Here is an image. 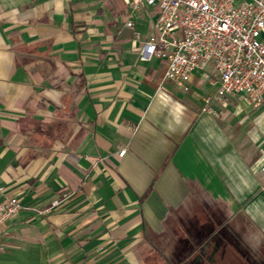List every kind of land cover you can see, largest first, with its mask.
Returning <instances> with one entry per match:
<instances>
[{
	"label": "crops",
	"instance_id": "0c3cea01",
	"mask_svg": "<svg viewBox=\"0 0 264 264\" xmlns=\"http://www.w3.org/2000/svg\"><path fill=\"white\" fill-rule=\"evenodd\" d=\"M133 3L0 0V264H264V103L163 80Z\"/></svg>",
	"mask_w": 264,
	"mask_h": 264
},
{
	"label": "built area",
	"instance_id": "2783aa9c",
	"mask_svg": "<svg viewBox=\"0 0 264 264\" xmlns=\"http://www.w3.org/2000/svg\"><path fill=\"white\" fill-rule=\"evenodd\" d=\"M133 1V10L143 3L159 10L157 33L148 37L142 50L166 62L163 80L187 92L191 75L210 66L218 83L213 99L242 94L254 106L264 103V43L259 39L264 35V0ZM211 99L206 97L205 105ZM3 191L0 187V194ZM19 208L14 198L0 205V231Z\"/></svg>",
	"mask_w": 264,
	"mask_h": 264
}]
</instances>
